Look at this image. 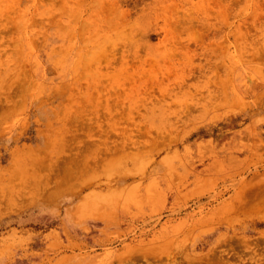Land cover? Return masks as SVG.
Instances as JSON below:
<instances>
[{"label": "rangeland", "instance_id": "rangeland-1", "mask_svg": "<svg viewBox=\"0 0 264 264\" xmlns=\"http://www.w3.org/2000/svg\"><path fill=\"white\" fill-rule=\"evenodd\" d=\"M0 264H264V0H0Z\"/></svg>", "mask_w": 264, "mask_h": 264}, {"label": "bare ground", "instance_id": "bare-ground-1", "mask_svg": "<svg viewBox=\"0 0 264 264\" xmlns=\"http://www.w3.org/2000/svg\"><path fill=\"white\" fill-rule=\"evenodd\" d=\"M72 177H73V173H71L70 175V172H69V175L65 174V181L67 182V179H71L70 181H72ZM70 181L68 183H70ZM73 186V185H72ZM119 197V196H118ZM120 198V197H119ZM83 213V212H82Z\"/></svg>", "mask_w": 264, "mask_h": 264}]
</instances>
